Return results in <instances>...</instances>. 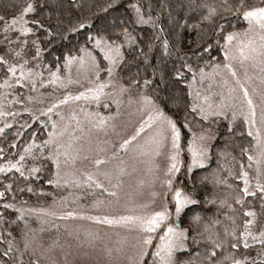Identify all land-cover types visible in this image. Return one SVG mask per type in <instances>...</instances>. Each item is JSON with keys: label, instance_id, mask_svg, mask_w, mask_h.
<instances>
[{"label": "snow or ice", "instance_id": "1", "mask_svg": "<svg viewBox=\"0 0 264 264\" xmlns=\"http://www.w3.org/2000/svg\"><path fill=\"white\" fill-rule=\"evenodd\" d=\"M113 6V3H109L102 11L106 12ZM47 7L46 0H27L10 18L5 19L4 16H0V32L4 34V47L0 50V89H13L15 85H18L21 89L29 88L34 92L37 90L38 83L40 88L45 87L46 83L58 84L59 87L67 88L70 84H79V80L72 79L71 68L74 65L83 68L85 64L91 72V79L88 81L90 87L84 88L75 95L65 92L62 98H56L50 106L39 109V117H47V120L41 121V123L45 125L50 123L51 131L47 132V138L39 142H37L36 133L32 132V138L24 144L17 159L9 158L10 149L16 147L14 142L9 145V153H5V150L0 148V160L4 161L0 163V189H2L0 190V200H5L0 207L5 210L14 209L21 213L18 219L23 217L24 209L16 208L14 203L5 199L9 193L13 192V184L17 180L29 181L32 178L35 181H40L43 179V173L48 171L51 176L44 182L50 185L60 184L62 165L67 166L69 163L74 165L75 161L80 158L79 154L82 149L74 147L73 142L81 139L80 136L75 135L76 130L79 129L83 133L84 128L76 114L73 113L71 120L76 121V128L69 134L67 143H64L62 138L68 132L69 123L58 125L57 120L52 119L54 110L69 101L81 99L94 102L99 106L102 97H111V93L106 89L113 86L117 68L127 59L124 53V48L127 46L136 53L133 60L143 68V75L138 68L129 84L120 85V92L122 94L133 87L138 89L140 111H147L134 133L119 144V149L127 151L141 133L145 132L146 128L156 126L155 136H149L143 145L136 147L140 154L151 153L154 156H159L165 142H168L167 162L163 169V178L154 177V179H159L163 192L152 193L153 197H160L162 203L158 209L151 212L116 218L105 216L103 219L99 216H89L88 219L108 225L124 224L138 233L133 245L135 258L132 260V264H178L177 253L189 256L186 261H180L179 264H264V221H258L257 212L250 206L251 201L247 199L252 198L259 201L260 216L264 217V135H262L264 133V91L259 94V104L257 105L248 88L237 81L241 95H232L234 89H229L228 96L221 93L219 100L212 102L209 95L202 96L201 92L195 89L197 74H199L200 84H203L207 78L205 67L191 62L192 56L197 57L198 60L203 59L201 53H208L213 47L211 36L209 39L202 40L199 45L189 48L187 52L183 50L182 46H177L173 42L176 29H195L199 34L201 31L209 32L208 28L202 29L201 27L207 24L211 26V30L220 33L224 40L221 50L225 61L236 58L230 54L232 42L236 41L240 57L244 60L251 59L254 64L259 63L261 72H264V0H258V3H252L251 0L206 2L201 5L204 11L198 20L193 23H188L187 20L179 21L172 18L169 13L167 26L158 22L159 12L155 17L152 15L151 0L147 7L141 0H127L126 7L130 10L131 16L127 23L121 20L119 27L114 29L111 34L102 30L93 31V21L87 17H82L74 23L61 27L62 21L53 26L50 22L45 23L40 17L31 15L39 10L43 16V10ZM161 8H163V4H161ZM225 14L237 17L245 22L247 27L242 31H226L224 24L216 19L219 17L220 20H224ZM129 24L133 26L131 29ZM136 25L151 26L153 31L147 42L134 35V26ZM82 30L84 41L77 50L78 54L74 55L69 52L63 56L65 75H61L59 57L56 58L54 66L43 64L41 57L46 50L45 45H51L57 35L62 40H66L69 34H79ZM13 34L15 40L12 39ZM29 39H31L32 45L30 56L26 52ZM257 39L259 44H257ZM189 43L193 42L189 41ZM153 56L157 61L155 64L152 63ZM212 67L219 68L220 65L213 64ZM223 67L228 69L233 77L236 76V72L232 70L229 63H225ZM42 69L47 70L50 80L44 79ZM102 74H104V78H102ZM157 75L159 82L156 83L153 90L157 95L145 94V90L153 85L155 82L153 78ZM170 83L187 85V96L191 98L183 103L185 116L182 127L191 133L186 146L189 153L187 161L181 158L184 151L181 144V125L162 106L166 103L179 110L180 98L177 95H159L162 86H167ZM8 95L7 91H0V117L16 115V113L3 110L4 102L22 104L24 100L31 102L34 99L32 96L21 99L19 95L13 94L12 100H8ZM112 103L116 104L117 112L109 116H102L98 111L90 112L82 109L90 126L89 131L92 128L114 127L108 122L119 115L120 101L112 98ZM129 103H132L131 97ZM103 107L108 108L109 104L105 102ZM257 107L260 109L259 119ZM24 111L30 114L32 120H39V117L30 108L25 107ZM55 115L59 121H64V116L60 112L56 111ZM189 116L193 117L198 127L201 126V122L210 126L218 125L223 118L226 122V135L233 134L237 117H242L243 124L247 127V136L255 139L259 147L256 158L258 166L254 176L247 170L251 169V163L247 165V169L244 163H239L236 172L228 169V176L242 181V186L229 183L227 177L213 175L212 182L215 185H224L228 191L225 195L213 199L205 197V204L217 205L216 212L210 216L192 211L191 206L199 204L200 201L194 199L193 194L186 190L180 174L182 168L185 170L183 174L187 176L193 172V169L205 166L211 158L210 142L216 138L218 133H214L211 127L202 128L199 133L193 131V123L189 121ZM11 127V124L5 123L3 127H0V134L4 133L5 128ZM24 127L31 128V125H27L25 122ZM15 135L19 137L22 133L17 132ZM241 152L247 156L249 162L254 160L253 155H249L246 149L241 148ZM221 155L229 154L222 150ZM29 158L31 164L27 163ZM83 159L87 160L88 157L84 156ZM93 163L99 166L105 161L97 158ZM13 171L19 174L15 179L7 175ZM120 173L124 174L123 168L120 169ZM100 174L107 177V173ZM82 175L83 183L92 182L97 188L104 187L93 174L83 172ZM207 179L208 177L204 178V180ZM68 182V180H64V183ZM73 182L78 186L81 180L79 177L73 176ZM25 187L27 192L33 193L31 184H25ZM17 190L23 192L25 188L17 185ZM110 195L116 196V193L111 192ZM12 200H15L14 194ZM99 203L102 202H97V204ZM150 203H154V201ZM140 207L147 208L149 204H143ZM27 211L44 213L45 209H28ZM186 212H189L190 215L186 226L181 227L182 216ZM47 214L55 215L51 212ZM65 215L73 217L76 213L67 212L62 214L61 218ZM221 216L223 219L220 218ZM4 223L5 216L0 213V224ZM5 231L7 237L12 236L11 231ZM6 242L7 247L0 253V264H9V260L5 258L14 252L12 240L9 239ZM193 248L197 251L193 252ZM28 249L29 243L25 240L24 250ZM253 251H255L254 255ZM22 255L19 261L13 257L12 264H23ZM28 264H41V262L33 254V258L29 259Z\"/></svg>", "mask_w": 264, "mask_h": 264}, {"label": "rangeland", "instance_id": "2", "mask_svg": "<svg viewBox=\"0 0 264 264\" xmlns=\"http://www.w3.org/2000/svg\"><path fill=\"white\" fill-rule=\"evenodd\" d=\"M246 27L247 25L235 31H242ZM3 36L4 34L0 32V50L4 47ZM12 39L15 40L14 34ZM257 44H259L258 39ZM237 47V42L233 41L230 54L235 56V59L225 61L223 54L222 60L205 68L207 78L203 84H200L199 74H197L195 89L199 90L202 96L209 95L212 102H217L219 94L229 95V89H234L232 95H241L237 84V81H239L248 88L254 103L258 105L259 94L264 91V72H261L259 63L254 64L251 59H242ZM127 48L126 46L124 51ZM31 49V39H29L28 48L26 49L29 56L31 55ZM72 54L76 55L78 52ZM41 59L43 64L46 65L43 53ZM257 59L259 60V57ZM225 63L231 65L232 70L236 72L235 77L231 75L228 69L223 67ZM213 64L220 65V67L213 68ZM42 70L44 71V79L46 81L50 80L47 70ZM117 72L118 68L113 86L106 89L107 92L111 93V97H102L99 106L94 102L81 99L79 101H69L54 110L52 119L57 120L58 125L69 123L68 132L62 138L64 143H67L69 134L76 128V121L71 120L73 113L76 114L77 119L81 121L84 128L83 133L79 129L76 130L75 135L80 136L81 139L73 142L74 147L82 149L79 154L80 158L75 161L74 165L71 163L67 166L62 165L60 184H53L56 189L51 192L43 191L36 189L29 183L33 187V193L27 192L24 184L19 187L25 188V191L19 192L16 185L13 186V192L5 198L7 201L14 203L16 208L24 209L22 218L25 221V229L20 247L21 253L19 254L27 257L25 261L23 260V264H28L29 259L33 258V254L35 258L40 259L41 264H132V260L135 258L133 245L138 233L124 224L108 225L88 219V217L99 216L103 219L105 216L116 218L124 215H137L158 209L162 203V199L153 197L152 193L163 192L159 179H154V177L163 178V169L167 162L168 142H165L159 156H154L151 153L140 154L136 146L143 145L149 136H155L157 128L154 125L152 128H146L145 132L141 133L140 137L133 142V145L127 151L119 149V144L123 139L134 133L147 110L140 111L139 90L135 87L121 94L120 85L122 83L117 77ZM65 74L66 70L63 69L62 63L61 75ZM71 76L74 81L79 80V84L73 83L68 85L67 88H62L58 84L46 83L45 87L40 88L38 83L37 90L34 92L30 91L29 88L21 89L18 85H15L13 89H0V91L9 93L8 100H12L13 94L19 95L21 99L27 96L34 98L31 102L24 100L22 104L14 102L12 104L4 102L3 104L4 111L16 113V115L0 117V127H3L5 123L12 125L11 128H5L4 130L6 132L12 129V136L3 146L5 152L9 153L11 143L16 144L15 148L10 149L11 155L9 158H18L24 144L32 138V132L36 133L37 142L47 138V132L51 131V125L50 123L47 125L41 123V121H46L47 117H39V109L50 106L56 98H62L65 92L75 95L84 88L90 87L88 81L91 79V72L87 64L83 68L74 65L71 68ZM102 78H104V74H102ZM130 97L132 103H129ZM112 98L120 101L119 115L108 122L109 125H114V127L92 128L89 131L90 126L82 109L90 112L98 111L102 116L115 114L117 106L112 103ZM105 102L109 104L108 108L103 107ZM25 107L30 108L39 117V120H32L30 114L24 111ZM56 111L64 116V121L58 120L55 115ZM259 111L260 109L257 107L258 119ZM25 122L27 125H31V128L24 127ZM217 126V124L210 126L214 133L217 131ZM200 131H197V133ZM17 132L22 133V135L17 137L15 135ZM212 142L213 140L210 144ZM258 153L259 147L255 142L252 167L247 169V166H245L252 176L255 175V169L258 166L256 164ZM84 156H87L88 159H83ZM97 158L103 159L105 163L99 166L95 165L93 161ZM3 162V160L0 161V163ZM208 162L209 160L205 166ZM27 163L31 164L30 158L27 159ZM121 168L124 169V174L120 173ZM198 168L201 167L195 169ZM83 172L93 174L95 179L104 187L97 188L92 182L83 183ZM100 173H107V177ZM73 176L79 177L81 180L78 186L73 182ZM64 180L69 182L64 183ZM142 181L143 183H141ZM252 183L254 184L255 181L253 180ZM86 190L91 193H87ZM111 192H115L116 196L110 195ZM13 194L15 195L14 201L12 200ZM151 201H154V203H150ZM4 202L5 200H0V205ZM97 202L102 203L97 204ZM143 204H149V207H140ZM41 208L45 209L44 213L27 211L28 209ZM9 210L12 211L14 216H21V213L16 212L14 209ZM49 212L55 213V215H48ZM67 212H74L76 215L73 217L65 215L61 218L62 214ZM0 213L5 216V223L11 218V215L5 213L2 207H0ZM5 223L0 224V228H5ZM25 240L29 243L27 251L24 250ZM109 252H111V255H109ZM177 262L178 264L180 262L178 258Z\"/></svg>", "mask_w": 264, "mask_h": 264}, {"label": "trees", "instance_id": "3", "mask_svg": "<svg viewBox=\"0 0 264 264\" xmlns=\"http://www.w3.org/2000/svg\"><path fill=\"white\" fill-rule=\"evenodd\" d=\"M27 0H0V16L5 18H10L14 15L20 7L26 3ZM48 7L44 9V14L41 16V12L38 10L34 15L40 17L45 23H51L53 26L57 22L62 21L63 24L61 27L74 23L76 20L87 17L93 21V31L102 30L111 34L114 29H117L120 25V21L124 20L125 23L128 22L131 12L126 7L127 0H46ZM144 3L145 7L149 0H141ZM212 3L214 0H151L153 5L152 15L155 17L157 12L160 13V19L158 22L163 23L167 26L169 13L171 17L184 21L187 20L188 23H193L198 20L202 12L204 11L201 7L204 3ZM218 2V0H216ZM252 3H258V0H251ZM109 3H113V7L108 8V10L102 11L106 8ZM163 4V8H161ZM220 23L224 24L226 31L238 30L246 25L245 22H242L237 17L233 15L225 14V19L220 20L219 17L216 18ZM133 26L129 24L131 29ZM134 35L141 37L144 42H147L148 38L152 35V28L150 25H136ZM203 28H208L209 32L201 31L199 34L197 30H189L187 28H178L176 29L173 35V42L177 46H182L185 52L189 48H193L194 45H199L202 40L209 39L211 36V43L213 47L209 50L208 53H201L203 59H197V57L192 56L191 62L193 64H198L204 66L205 68L209 67L214 62L220 61L223 59L222 46L224 45V40L220 33L211 30L210 25H202ZM84 41L83 30L79 34H69L66 40H62L59 35L55 37L51 45H45L46 50L43 52L44 63L48 66H54L56 63V58H60V63H63V56L69 52H77L80 44ZM189 41L193 43H189ZM91 47V45H89ZM198 50V49H197ZM126 61L118 67L117 77L119 81L127 85L130 83V79L134 77L137 73L138 68L140 69L141 75H143V68L133 60V57L136 55L131 49L127 48L125 51ZM156 58L152 57V63L155 64ZM153 85L145 90L147 95H157L153 90L156 87V83L159 82V76L153 78ZM159 95H177L180 103V109L178 110L174 106L168 104H163L164 110L172 115L174 119H177L181 125V144L184 147L182 153V159L188 160L187 152V142L191 137V133L188 129L183 128L182 124L184 122L185 113L183 111V103L190 100L191 98L187 96V85L185 84H169L167 86H162V91ZM230 115V113H229ZM189 121L193 123V131L197 132L202 130V128H208L210 125L207 123L201 122V126H196L195 121L192 116L188 117ZM197 120L199 118H196ZM218 135L213 140L210 149V160L205 167L194 169L192 173L185 176L184 169L182 168L180 178L184 180L186 190L190 191L193 194V198L200 201L199 204L191 206L192 211L199 212L202 215H212L216 212L217 205L205 204V197L208 199H213L217 196H223L227 193L224 185H215L212 182L213 175H218L220 177H227L229 183L233 185H241V181L235 179L234 177L228 176V169H231L233 172H236L239 167V163H244L247 166L249 163L247 156L243 155L241 148L247 150L249 155H253L255 149V139L247 136V127L243 124V118L237 117L234 125L233 134L226 135V122L221 119L217 131ZM12 136V129L7 130L3 134H0V148H3ZM227 152L229 155H221V151ZM6 153V152H5ZM1 161V160H0ZM7 175L15 179L18 177V173L11 172ZM51 173L46 171L43 173V179L40 181H35L30 178L29 181L17 180L13 186L29 184L31 183L36 189L43 191H54L56 187L53 184H47L44 182L45 179L50 178ZM205 177H208L207 180H204ZM2 190V189H0ZM87 191V190H86ZM87 193H91L87 191ZM99 195V194H98ZM251 201L250 206L254 208L257 212L258 221H264V217L260 216V203L259 201L253 200L252 198H247ZM238 207V206H237ZM5 213L11 215L5 225V228H0V253L4 251L7 247V240H12L14 245V252L10 254L9 257L5 259L9 260V264H12V258L15 257L16 260H20L21 256L19 255L20 247L22 243V238L24 234L25 221L24 218H19L12 215V211L5 210ZM189 212H186L182 216L181 227L186 226ZM223 219V216L220 217ZM240 222L239 219L237 221ZM10 224V226H9ZM11 231L12 236L7 237L6 231ZM193 252L197 249L193 248ZM202 251V249H200ZM255 254V251L252 252ZM22 260H26L25 255L22 256ZM177 258L180 261H186L189 256L188 254L177 253Z\"/></svg>", "mask_w": 264, "mask_h": 264}]
</instances>
